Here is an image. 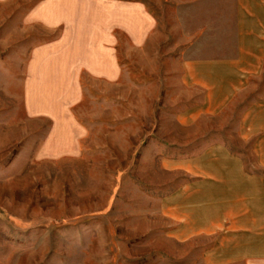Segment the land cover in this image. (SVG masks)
Instances as JSON below:
<instances>
[{"label": "rangeland", "instance_id": "374dc122", "mask_svg": "<svg viewBox=\"0 0 264 264\" xmlns=\"http://www.w3.org/2000/svg\"><path fill=\"white\" fill-rule=\"evenodd\" d=\"M209 1L150 4L159 24L135 46L112 25H80L76 38L79 25L55 22L64 1L0 0V264H199L191 223L162 204L182 187L191 201V166L160 160L207 139L198 90L178 87L177 70L212 57ZM211 1L219 25L231 0Z\"/></svg>", "mask_w": 264, "mask_h": 264}, {"label": "crops", "instance_id": "0c3cea01", "mask_svg": "<svg viewBox=\"0 0 264 264\" xmlns=\"http://www.w3.org/2000/svg\"><path fill=\"white\" fill-rule=\"evenodd\" d=\"M62 1L65 19L55 22L79 25L76 38H84L80 25H112L111 30L125 31L135 46H142L159 24L149 5L162 0ZM209 4L207 39L212 57L184 63L177 70L178 87L192 88L194 94L198 90L193 118L207 116L208 135L195 141L191 158L183 154L161 158L162 169L191 166L192 171L191 203L185 199L188 194L181 195L189 188L182 187L180 195L163 200L164 214L179 224L191 223L187 230L200 249L199 264H264V0H231V10L219 25L215 6L211 7L215 1ZM41 71L42 77L28 85V100L34 107L37 93L43 95L36 83L43 85L52 72L45 64ZM43 108L40 104L38 111ZM182 118L177 116L184 124ZM223 133L235 137L233 144L219 138Z\"/></svg>", "mask_w": 264, "mask_h": 264}]
</instances>
